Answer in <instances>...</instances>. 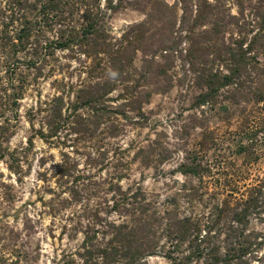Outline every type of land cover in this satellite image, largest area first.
<instances>
[{
  "label": "trees",
  "instance_id": "obj_1",
  "mask_svg": "<svg viewBox=\"0 0 264 264\" xmlns=\"http://www.w3.org/2000/svg\"><path fill=\"white\" fill-rule=\"evenodd\" d=\"M103 2L0 0V161L16 182L30 169L26 148L7 145L20 100L29 81L57 60V51L87 61L79 83L59 80L62 88L51 99L28 109L38 119V137L56 146L68 134L91 135L105 120L114 137L118 116H143L150 97L174 85L197 90L190 105L196 110L219 100L234 106L264 103V64L259 60L264 54V0H236L233 15L224 14L219 0ZM125 6L137 8L143 18L114 37L109 13ZM137 53L139 65L134 63ZM175 63L181 73L172 79L168 69ZM161 78H166L164 84ZM112 92L121 100L114 107L106 104ZM257 129L241 131L246 143L237 151L249 161L256 158ZM27 142L31 146L32 138ZM216 145L213 132L204 129L173 169L183 181L171 193L124 187L122 169L106 185L104 209L97 203L81 211H67L66 206L80 203L83 192H98L105 179L99 183L88 170L77 169L62 151L49 176L56 188L50 194L56 198L45 205L52 218H64L61 236L80 234L81 239L73 253L63 254L55 264H149L150 257L161 258L155 264H264V171L258 183L242 191H220L227 174L210 158L211 152L218 156ZM161 148L152 140L138 147L133 159L156 166L167 159ZM39 165H45L43 159ZM47 173H40L43 180H48ZM252 221L263 227H252Z\"/></svg>",
  "mask_w": 264,
  "mask_h": 264
},
{
  "label": "rangeland",
  "instance_id": "obj_2",
  "mask_svg": "<svg viewBox=\"0 0 264 264\" xmlns=\"http://www.w3.org/2000/svg\"><path fill=\"white\" fill-rule=\"evenodd\" d=\"M166 1L173 3L175 0ZM235 1L219 0L225 15L236 13ZM142 18L137 8L121 7L109 13V32L119 37L128 26ZM56 56V61L42 68L41 76L29 81L24 98L20 100L18 122L7 144L10 149L26 148L30 169H27L21 182H16V177L0 161V182L5 185L0 186V264H55L63 254L73 253L79 243L80 234L73 238L60 235L64 218L60 215L52 218L45 205L54 197L50 189H56L54 179L49 177L51 165L60 161L62 151L74 160L77 169L88 170L99 183L105 179L98 192H83L81 202L68 204L67 211H81L82 208L95 207L97 203H101L100 207L104 209L108 198L106 185L115 181L113 178L122 169L125 177L120 184L124 187L139 185L147 192L159 193L161 196L173 192L183 181V176L172 171L185 156V151L199 142L204 129L212 131L217 138L215 149L218 156L214 157L211 152L210 158L219 164L216 167L220 172L227 174V185L219 184L220 191H242L261 179L264 171V103L234 106L219 100L213 106L192 109L190 105L197 90L189 84L174 85L166 92L154 93L149 102L143 105V116L130 120L118 116L114 137L108 129L110 121L105 120L91 135L68 134L67 140H60L58 146L43 142L36 131L39 128L38 119L32 117L28 109L39 101L51 99L57 89L62 88L59 80L73 85L79 83L78 75L87 61L82 56L78 58L76 53L65 51H57ZM139 59L140 54L137 53L135 65H139ZM259 60L264 64V54L259 55ZM168 73L172 79L178 77L181 73L179 64L170 67ZM165 79H159L160 83L164 84ZM116 96L117 92L109 94L111 100L106 104L114 107L121 103V100H116ZM127 115L134 114L130 112ZM29 119H32L33 124ZM252 127L258 128V146L252 155V158H256L249 161L239 154L237 148L240 143H246L241 138L243 128ZM30 137L32 145L27 146ZM152 140L164 147L161 149L167 159L156 166H143L138 159H133L134 151ZM41 159L45 162L43 167L39 165ZM114 165L115 169L112 168ZM44 171L48 172V180L40 176ZM65 197L67 194L61 195V198ZM251 226L263 227L256 221H252ZM160 261L159 257L148 258L149 264Z\"/></svg>",
  "mask_w": 264,
  "mask_h": 264
}]
</instances>
